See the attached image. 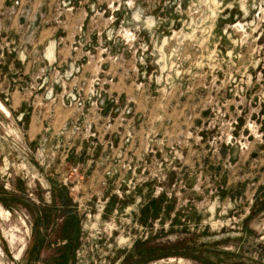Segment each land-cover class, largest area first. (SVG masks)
Wrapping results in <instances>:
<instances>
[{
  "label": "rangeland",
  "instance_id": "1",
  "mask_svg": "<svg viewBox=\"0 0 264 264\" xmlns=\"http://www.w3.org/2000/svg\"><path fill=\"white\" fill-rule=\"evenodd\" d=\"M263 202L264 0L0 1V264H264Z\"/></svg>",
  "mask_w": 264,
  "mask_h": 264
},
{
  "label": "trees",
  "instance_id": "2",
  "mask_svg": "<svg viewBox=\"0 0 264 264\" xmlns=\"http://www.w3.org/2000/svg\"><path fill=\"white\" fill-rule=\"evenodd\" d=\"M172 210V207H169V209L167 210V213L170 214ZM161 211V208L159 206L156 205V202L150 201V203L148 205L145 206V208L141 211V216L139 219V223L143 226H150V220H153L154 214H158ZM264 211V202L262 204V208L260 209V213ZM73 220V218H72ZM65 240H68V244L72 243L71 239L68 238H64ZM146 245V243H145ZM71 246H69L70 248ZM142 244L141 242H137L135 245V250L132 254V256L129 258V260H133V264H151L153 262L156 261H160L162 259H166L169 257H185L188 259H192L194 261H200L199 257H196L195 255H184L182 253H176L174 252V249H169L170 252L168 250H165V252L163 250H159L161 253L159 254L158 251L156 252L155 249H152V247H146L145 249H142ZM71 258L67 257V259L65 258L63 263L67 264L68 261ZM136 259V260H134ZM206 264H213L211 263V261H208V259L206 260H201Z\"/></svg>",
  "mask_w": 264,
  "mask_h": 264
},
{
  "label": "crops",
  "instance_id": "3",
  "mask_svg": "<svg viewBox=\"0 0 264 264\" xmlns=\"http://www.w3.org/2000/svg\"><path fill=\"white\" fill-rule=\"evenodd\" d=\"M0 1L5 2V1H8V0H0ZM22 75H23V76L25 75V73H23V70H22ZM18 80H22V78H20V79H18ZM18 98H19V97H18ZM21 102H22L21 99L18 100V102H17V107H18V108H21Z\"/></svg>",
  "mask_w": 264,
  "mask_h": 264
}]
</instances>
